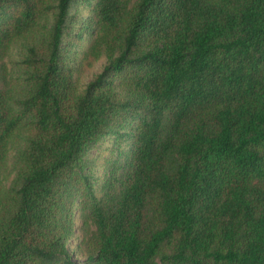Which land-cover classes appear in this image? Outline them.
I'll use <instances>...</instances> for the list:
<instances>
[{
  "label": "trees",
  "instance_id": "16d2710c",
  "mask_svg": "<svg viewBox=\"0 0 264 264\" xmlns=\"http://www.w3.org/2000/svg\"><path fill=\"white\" fill-rule=\"evenodd\" d=\"M92 1L0 0V264H264V0Z\"/></svg>",
  "mask_w": 264,
  "mask_h": 264
},
{
  "label": "rangeland",
  "instance_id": "374dc122",
  "mask_svg": "<svg viewBox=\"0 0 264 264\" xmlns=\"http://www.w3.org/2000/svg\"><path fill=\"white\" fill-rule=\"evenodd\" d=\"M96 0H93L94 3ZM83 14L87 15L88 11H83ZM107 63V58L105 56H100L96 58L93 55L85 56L84 54L79 55V65L77 67L76 72V80L80 86H86L89 82H91L95 76L101 73ZM112 145V138L108 137L100 142L99 147L93 148L89 154V165L87 171L92 174V180L95 181V188L98 194L102 193V182L104 181V167L105 161L110 160L111 150L109 147ZM15 152L12 151L7 159V167L8 170L11 168L13 164ZM7 174L6 170L3 175ZM83 216L80 214L79 209L76 210L75 216V234L69 239L68 247L72 254L76 257H82L80 251V246L82 241L86 238V236L90 235L95 227L90 224L89 231H87V235L82 230L83 224Z\"/></svg>",
  "mask_w": 264,
  "mask_h": 264
}]
</instances>
